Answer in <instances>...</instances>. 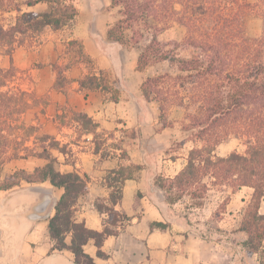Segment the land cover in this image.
Returning <instances> with one entry per match:
<instances>
[{"label": "trees", "instance_id": "obj_1", "mask_svg": "<svg viewBox=\"0 0 264 264\" xmlns=\"http://www.w3.org/2000/svg\"><path fill=\"white\" fill-rule=\"evenodd\" d=\"M40 1L48 4L47 12H22L18 4L9 7L0 0V13L17 14L12 24L6 26L0 21V55L10 56L22 37L40 34L48 27L58 30L78 14L66 0ZM26 5L32 6L34 1L28 0ZM110 7L118 9V19L106 36L126 48L131 44L139 47L138 72L153 64L167 63L166 70L142 80L143 99L157 106L159 120L171 109L182 110L183 130L193 143L182 170L173 179L156 178V186L166 193L169 203L187 195L198 206L211 189L236 193L250 188L252 194L238 231L246 235V254H257L260 264H264V215L259 211L264 199V0H111ZM247 17L261 20L260 34L248 35L244 26ZM173 26L184 30L183 38L162 42L160 36ZM106 75L103 71L99 76L86 75L79 80L80 90L100 89L110 94V101L117 102L119 90L114 81L105 79ZM20 94L26 96L23 91ZM72 114L95 138L97 125L92 119L84 113ZM3 131L0 128V166L5 163L2 156L8 154ZM232 137L241 142L243 151L215 155V149ZM50 150L64 153L54 139L40 153L29 147L23 148V154L14 151L7 161L35 157L45 160V164L32 171H14L0 182V191L19 187L22 182H48L61 189L54 214L48 219L54 248L70 251L75 264H95L83 246L92 240L97 256H106L101 247L108 236L117 234L112 227L130 222L114 207L121 200L124 182L135 178L141 167L120 166L110 172L106 179L111 188L109 203L95 204L108 220L101 231H94L74 219L77 202L88 190L89 177L77 171H58ZM151 227L163 225L153 223ZM68 235L69 244L65 241Z\"/></svg>", "mask_w": 264, "mask_h": 264}, {"label": "crops", "instance_id": "obj_2", "mask_svg": "<svg viewBox=\"0 0 264 264\" xmlns=\"http://www.w3.org/2000/svg\"><path fill=\"white\" fill-rule=\"evenodd\" d=\"M27 1L15 0V3L22 12L48 11L44 1L32 0V6L26 5ZM71 4L78 14L70 24L58 30L48 27L40 34L22 37L10 56L0 55V69L13 66L18 76L32 75L35 82L20 80L24 82L20 87L28 94L48 90V111L30 122L44 132L45 125H51L52 131L46 132L71 150L70 163L64 158L56 159L58 171H77L89 177L88 190L77 202L74 216L77 222H83L90 230L101 231L108 216L98 212L95 204L109 203L111 188L106 182L107 175L120 166L141 167L135 178L124 182L121 200L114 207L130 222L112 227L117 234L104 240L101 251L105 257L97 256L92 240L83 246L84 253L95 264H260L257 254H246L243 247L246 235L238 231L252 194L250 188L244 187L236 193H207L201 206L193 204L194 200L187 195L169 203L166 193L156 186V178L173 179L185 166L186 158L179 155L170 160L148 161L145 156L149 155L140 152L136 142L128 144V158L124 160L118 155L119 149L109 145L116 141L122 129L135 130L143 137L152 135L153 143L162 142L164 150L176 137L167 132L168 128L155 129L154 120L150 125L144 121L140 89L144 78L136 70L138 54L134 58V50L106 36L108 28L116 22L110 13L103 11L111 5V0H72ZM16 15V12L2 14L12 17L10 24ZM73 44L80 45L86 60L74 52ZM54 66L62 68L66 80L65 86L58 89L53 88ZM101 71L115 82L113 85L119 90L117 102L110 101V94L100 89L80 90V79L90 74L99 76ZM64 105L91 118L97 125L96 134L112 133L114 138H108L98 147L92 133L82 132L78 139L70 137L68 134L78 131L80 125L75 121L71 126L61 123L63 111L59 106ZM30 158L11 160L4 166L32 171L34 168H28ZM61 194V189L48 182L0 191V264H75L70 251L54 248L48 231V219L53 216ZM185 197L189 198L186 202ZM42 203H46L44 211L38 212L36 208ZM259 211L264 215V199ZM216 214L220 218L213 220ZM153 223H160L163 228H152ZM70 240L68 235L65 241L69 244Z\"/></svg>", "mask_w": 264, "mask_h": 264}, {"label": "rangeland", "instance_id": "obj_3", "mask_svg": "<svg viewBox=\"0 0 264 264\" xmlns=\"http://www.w3.org/2000/svg\"><path fill=\"white\" fill-rule=\"evenodd\" d=\"M4 4H7L9 7L13 4H15V1H8L3 0ZM72 0H69V3L71 4ZM257 0H242V2L246 3H255ZM4 8V5L2 9ZM105 11L104 13H110L112 20L118 19L117 8H111L110 6L104 7ZM3 14V13H2ZM0 14V21H2L3 24H10L12 22V17L8 18L9 16H2ZM244 26L246 28V31L249 36H256L260 34L262 29V22L261 20L253 17H247L244 21ZM127 36L130 37V32L128 31ZM184 36V30L178 26H173L171 29L165 31L161 36L160 40L162 42H168L170 40H181ZM129 49L134 50L133 51V57L138 54L139 47L131 44ZM74 52L79 54L80 59L86 60V58L82 55V49L79 44H73L72 45ZM124 47V46H123ZM126 48V47H125ZM135 55V56H134ZM182 55H185L182 53ZM35 66H38L35 64ZM40 66V65H39ZM167 63L165 64H153L149 67H147L144 71L138 72V76L143 79L147 76L163 72L167 69ZM56 68L55 71V82L53 85L54 89H58L61 86H65L66 80L62 76L61 67H53ZM59 69V70H57ZM17 70L11 66L7 70H2L0 72V84H4L2 87H0V100H1V109H0V128L3 129V135L6 137L7 142V151L8 154L3 155L2 159L5 160V163L0 166V182L7 177L8 175L12 174L17 168L16 166H4L6 163L10 162L7 161V158L14 153V151L23 154V148L29 147L30 149H33L34 152L40 153L42 147H47L51 141V139H55V136L53 134H49V131H52V126L49 125L46 127L45 125V132L40 129V127H36L35 125H32L30 122L34 118L39 119V115L45 114L46 111H48V102L47 97L48 96V90L41 89L39 92L37 90L33 91L32 93L28 94L27 92L23 91V89L20 87L21 84H24L26 80H30L31 82H35L32 75H28L26 77H22L17 75ZM47 77H45L46 79ZM24 79L23 81H20ZM105 79L112 81V77L110 78L109 74L105 76ZM127 80V77H126ZM14 83V84H13ZM20 91H23L26 93V96H21ZM144 100V99H143ZM142 103V102H141ZM143 111L141 113L145 112L146 118L145 122L146 124L150 125V122L153 120L156 122L155 129L161 130L163 129L162 125H167L166 128H168V133L172 137H176L174 140H172L169 147H167L165 150L162 149V145L160 143L162 142H156L153 143V137L152 135H146V136H140L137 131L135 130H129V129H122L120 134L115 138L116 141L111 142L109 145L113 147H117L119 149V157L121 159H127V147L131 143H139L140 145V152L145 151L149 156H145V159L148 161H155L159 162L162 160H170L175 159L179 155L186 158L187 153L190 150V148L193 146V143L188 141L189 134L186 133L183 130V111L178 109H171L163 118L162 120L158 119V111L157 106L154 104H146V101L142 103ZM63 113L61 115V123L66 126H71L72 121L78 122L74 116V111L70 110L66 105L59 106ZM146 107V108H145ZM153 121V122H154ZM80 125V123L78 122ZM34 127L33 130L30 129V127ZM48 131L49 133H47ZM75 132V133H74ZM70 135L72 138H80L82 132H85V130L81 127L78 131L74 130ZM108 138H114V134H107V136H104V133H97L95 138L93 139L95 144L98 145V147L106 143ZM138 140L140 142H138ZM184 141V142H183ZM60 145V142L57 141ZM129 144V145H128ZM63 147V152H59L58 150H50V153L53 157L56 159H62L64 158L67 163H70L72 161V154L71 150L66 145H60ZM243 146L241 142L232 137L225 143L221 144L215 149V155L217 156H227L233 151H243ZM104 156L106 155V152L103 151L102 153ZM31 162H28V168H35L39 167L45 164V160L38 159L35 157H31ZM58 164V160H57ZM56 164V168L58 169V165ZM61 172V171H60ZM64 173V172H62ZM109 177V175H107ZM21 185H26V183L22 182ZM246 191V190H244ZM244 191L242 193H244ZM163 193V192H159ZM208 193H227V191L220 192L215 189H211ZM228 193H230L228 191ZM189 198L185 197L183 198V201H188ZM193 204L198 203L197 201L192 202ZM220 218L219 214H216L213 220H217Z\"/></svg>", "mask_w": 264, "mask_h": 264}, {"label": "water", "instance_id": "obj_4", "mask_svg": "<svg viewBox=\"0 0 264 264\" xmlns=\"http://www.w3.org/2000/svg\"><path fill=\"white\" fill-rule=\"evenodd\" d=\"M45 204H46V203H42L38 208H36V210H37L38 212H43V211H44V208H45Z\"/></svg>", "mask_w": 264, "mask_h": 264}]
</instances>
